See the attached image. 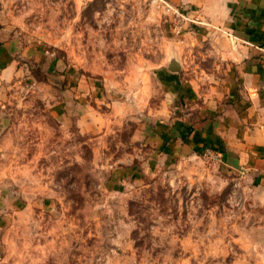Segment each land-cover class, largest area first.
Listing matches in <instances>:
<instances>
[{"label":"rangeland","instance_id":"1","mask_svg":"<svg viewBox=\"0 0 264 264\" xmlns=\"http://www.w3.org/2000/svg\"><path fill=\"white\" fill-rule=\"evenodd\" d=\"M191 10L0 0V264H264V189L204 137L222 32Z\"/></svg>","mask_w":264,"mask_h":264},{"label":"crops","instance_id":"2","mask_svg":"<svg viewBox=\"0 0 264 264\" xmlns=\"http://www.w3.org/2000/svg\"><path fill=\"white\" fill-rule=\"evenodd\" d=\"M185 3L192 9V19L198 14L204 16L202 22L196 18L193 23H204L222 32L219 45L212 46L225 61V75L219 90H215L217 98H210L206 108L220 109L221 114L219 122L203 125L204 137L218 145L232 164L251 167L264 189V0ZM1 53L5 54L2 49ZM0 64L1 79L6 80L14 66L2 55Z\"/></svg>","mask_w":264,"mask_h":264},{"label":"water","instance_id":"3","mask_svg":"<svg viewBox=\"0 0 264 264\" xmlns=\"http://www.w3.org/2000/svg\"><path fill=\"white\" fill-rule=\"evenodd\" d=\"M172 69H175V65H173Z\"/></svg>","mask_w":264,"mask_h":264}]
</instances>
